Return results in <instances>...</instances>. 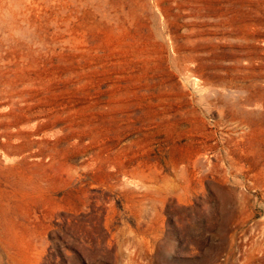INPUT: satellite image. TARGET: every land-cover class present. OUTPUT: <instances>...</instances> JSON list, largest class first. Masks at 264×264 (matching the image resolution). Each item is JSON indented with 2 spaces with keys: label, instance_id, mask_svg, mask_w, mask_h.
<instances>
[{
  "label": "rangeland",
  "instance_id": "rangeland-1",
  "mask_svg": "<svg viewBox=\"0 0 264 264\" xmlns=\"http://www.w3.org/2000/svg\"><path fill=\"white\" fill-rule=\"evenodd\" d=\"M0 264H264V0H0Z\"/></svg>",
  "mask_w": 264,
  "mask_h": 264
}]
</instances>
